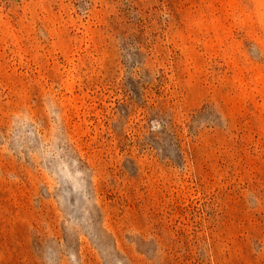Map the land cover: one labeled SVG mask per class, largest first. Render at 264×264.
I'll return each mask as SVG.
<instances>
[{
	"label": "rangeland",
	"instance_id": "1",
	"mask_svg": "<svg viewBox=\"0 0 264 264\" xmlns=\"http://www.w3.org/2000/svg\"><path fill=\"white\" fill-rule=\"evenodd\" d=\"M0 264H264V0H0Z\"/></svg>",
	"mask_w": 264,
	"mask_h": 264
}]
</instances>
